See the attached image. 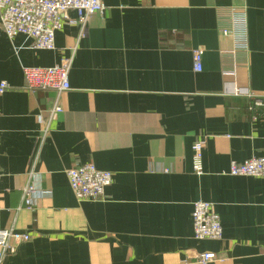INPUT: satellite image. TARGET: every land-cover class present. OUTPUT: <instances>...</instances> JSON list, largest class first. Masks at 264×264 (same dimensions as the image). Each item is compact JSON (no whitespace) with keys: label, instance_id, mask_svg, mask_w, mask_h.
Wrapping results in <instances>:
<instances>
[{"label":"crops","instance_id":"obj_1","mask_svg":"<svg viewBox=\"0 0 264 264\" xmlns=\"http://www.w3.org/2000/svg\"><path fill=\"white\" fill-rule=\"evenodd\" d=\"M103 1L86 37L71 11L53 51L0 25V230L31 236L3 264H264V178L228 174L264 157V0ZM69 57L70 90L25 88L24 69ZM88 163L113 174L106 201L70 188ZM197 201L214 204L222 239L194 238Z\"/></svg>","mask_w":264,"mask_h":264},{"label":"built area","instance_id":"obj_2","mask_svg":"<svg viewBox=\"0 0 264 264\" xmlns=\"http://www.w3.org/2000/svg\"><path fill=\"white\" fill-rule=\"evenodd\" d=\"M105 9L103 0H0V25L11 39L21 35L30 40L32 48L53 51L56 49L55 35L69 20L68 14L71 11L78 14L77 21L82 25V36L86 37L88 21L96 14H103ZM243 40L242 37L241 43ZM192 55L194 71L201 72L205 50L195 48ZM72 60V57L65 58L54 68L24 69L25 88L30 92L61 93L70 90L69 73ZM10 87L6 81L0 83V95ZM259 108H264V99L254 100L253 109ZM61 111L62 108L58 104L50 111L45 122V137L50 131L52 117ZM204 145L203 141H197L193 146V170L197 176L204 174ZM31 173L33 175V172ZM228 174L232 177L264 178V157H254L243 163L232 162ZM67 178L71 190L81 202L106 201V189L113 183L112 172L100 170L92 163L69 169ZM38 194V185L30 184L24 188L23 197L26 203L31 205V198ZM192 224L197 241L220 240L223 237L221 218L212 203H194ZM30 240L29 234L15 233L12 229L0 230V264H3L8 256L14 255L20 245ZM197 259L200 264H209L216 260V255L204 253Z\"/></svg>","mask_w":264,"mask_h":264}]
</instances>
